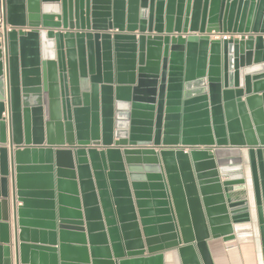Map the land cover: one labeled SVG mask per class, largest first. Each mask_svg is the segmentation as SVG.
<instances>
[{"label": "water", "instance_id": "1", "mask_svg": "<svg viewBox=\"0 0 264 264\" xmlns=\"http://www.w3.org/2000/svg\"><path fill=\"white\" fill-rule=\"evenodd\" d=\"M2 11L0 264L11 221L16 264H214L253 215L264 249V0Z\"/></svg>", "mask_w": 264, "mask_h": 264}, {"label": "crops", "instance_id": "2", "mask_svg": "<svg viewBox=\"0 0 264 264\" xmlns=\"http://www.w3.org/2000/svg\"><path fill=\"white\" fill-rule=\"evenodd\" d=\"M212 39L217 38L212 37ZM5 116L6 113L3 114V117ZM246 190L248 198H252L254 193L252 182ZM10 192L12 193L11 184ZM10 213H12V205ZM11 238L12 264H16L13 221H11ZM209 249L214 264H264V249L256 215H253L251 223L234 226L232 236L210 241ZM164 263L181 264L176 251L166 252Z\"/></svg>", "mask_w": 264, "mask_h": 264}, {"label": "built area", "instance_id": "3", "mask_svg": "<svg viewBox=\"0 0 264 264\" xmlns=\"http://www.w3.org/2000/svg\"><path fill=\"white\" fill-rule=\"evenodd\" d=\"M3 19H4V14H3V11H2L1 14H0V24H2ZM227 38H229V36H227ZM5 117L8 118V110L7 109H6V116Z\"/></svg>", "mask_w": 264, "mask_h": 264}]
</instances>
